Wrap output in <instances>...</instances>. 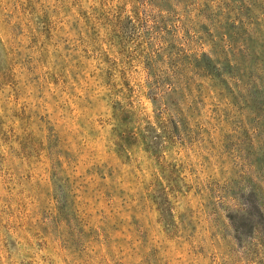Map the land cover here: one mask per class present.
Listing matches in <instances>:
<instances>
[{
  "label": "rangeland",
  "instance_id": "rangeland-1",
  "mask_svg": "<svg viewBox=\"0 0 264 264\" xmlns=\"http://www.w3.org/2000/svg\"><path fill=\"white\" fill-rule=\"evenodd\" d=\"M0 264H264V0H0Z\"/></svg>",
  "mask_w": 264,
  "mask_h": 264
}]
</instances>
